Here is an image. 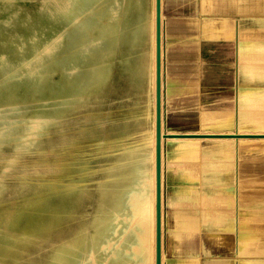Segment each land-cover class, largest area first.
Listing matches in <instances>:
<instances>
[{"label": "rangeland", "instance_id": "374dc122", "mask_svg": "<svg viewBox=\"0 0 264 264\" xmlns=\"http://www.w3.org/2000/svg\"><path fill=\"white\" fill-rule=\"evenodd\" d=\"M150 7L153 0H118L116 10L113 0H0V264H141L137 239L150 235L151 219L140 229L141 204L124 198L142 169L155 201V95L140 93V79L157 53L121 31L130 18L146 22ZM107 65L110 95L98 78ZM257 92L183 132L200 137L162 132V253L168 214L195 204L205 216L209 199L224 203L239 145L262 138L222 134L264 138ZM209 184L216 190L203 189Z\"/></svg>", "mask_w": 264, "mask_h": 264}, {"label": "crops", "instance_id": "0c3cea01", "mask_svg": "<svg viewBox=\"0 0 264 264\" xmlns=\"http://www.w3.org/2000/svg\"><path fill=\"white\" fill-rule=\"evenodd\" d=\"M157 2L161 22L153 21V0L148 21L130 18L121 35L144 40L154 54L159 44L161 57L144 67L152 73L140 79V93L160 95L165 125L197 131L204 119L237 109L250 91L264 94V0ZM237 150L236 183H225L224 203L209 199L205 216L195 204L168 214L163 264H264V138Z\"/></svg>", "mask_w": 264, "mask_h": 264}, {"label": "bare ground", "instance_id": "6f19581e", "mask_svg": "<svg viewBox=\"0 0 264 264\" xmlns=\"http://www.w3.org/2000/svg\"><path fill=\"white\" fill-rule=\"evenodd\" d=\"M117 1L118 0H113V5H115V10H116ZM157 1L158 0H154V7L155 8L153 9V11H154L153 20H154V23H156V24L158 22L162 21V16L158 13V9H157L158 5L157 4L159 2H157ZM125 7H129V3L128 2L126 3ZM112 42H113L112 46H111L112 48L109 51V55L113 56V59H114L113 62L115 64L114 69L116 71V44H118L116 36L112 39ZM155 49H156V53H157V63H158L159 58L161 57L160 56L161 49L159 48V44L156 43ZM250 58H251V56H250ZM158 67H159V65H158ZM111 73H112V69H111L110 65H107V66H105L103 68L102 73H100L98 75V78L102 81V85L107 90V94H106V90H105V94L106 95H110V93H111V91L109 89ZM156 83H157V78L154 79V86L156 85ZM158 88H160V87H158ZM160 100H161L160 99V95L155 93V103H154L155 104V107H154L155 108V124H154L155 125V128H154L155 129L154 130L155 131V147L154 148H155V159H156V173L155 174H157L156 179H155L156 180V182H155L156 185L155 186H156V189H157L156 193H155V201L154 202L151 201L150 196H149V191H148V186L150 184H152V182H151L150 179H146V173L147 172L142 170V169H139V173L141 174V176H140V178L137 179V184H135V186H133V187L128 188L125 191V198H124V203H126V201L134 200L137 203L141 204V206L137 207L136 208L137 210H135V212L138 211V215L141 218V221L139 220L140 221V223H139L140 229H142V225L144 224L143 222L146 219H148V218L151 219V226H150L151 227V233H149L150 235L145 234V232H146L145 231L143 234L139 235V237H138L139 239L136 238L137 240H140V243H139L140 245H138V244H136V245H137V248L140 250V253L142 254L141 264H163V260H162V254L163 253H162V242H161V235H162L161 232H162V227H163L162 192L160 190L161 186H162V175L160 173L161 172L160 171V162H161L160 161V158H161L160 157V150H161L160 149V143H161L160 142L161 141L160 138H161V135L163 134L162 132H165V133L169 132V133H166L168 135L166 137H168V138L170 137V138H177V139L178 138H189L190 139V138H196L198 136L200 137L199 134H195V133H183V132L182 133H178L177 129L170 128L169 126H167V124L163 125L161 107H160V104H159ZM108 101L109 100L107 99V102ZM259 134H261V133H259ZM259 134L258 135L257 134H249V135H232V134L223 135L222 134L221 138L234 137V138H236V140H238L241 137H244V138L245 137H249V138H259L260 137L261 138V136H262V138H263V134L262 135H259ZM218 136H219V134H218ZM114 141H116V138L109 139L106 142L107 143H112ZM235 144H238V143H235ZM153 159H154V157H153ZM155 186H153L152 188H154ZM153 195H154V193H153ZM152 197H154V196H152ZM136 206H138V205H136ZM123 209L124 210L127 209L126 204L124 205ZM130 209L132 210L133 208L130 207ZM112 212L115 213L116 226H117V223H118L117 222V217L121 216V215L116 214L115 211H112ZM127 214H129V213H126V215ZM136 214H137V212H136ZM140 218H138V219H140ZM133 220H135V219H133ZM114 230H115L114 226H111V231L114 232ZM89 251H92V250H89Z\"/></svg>", "mask_w": 264, "mask_h": 264}]
</instances>
